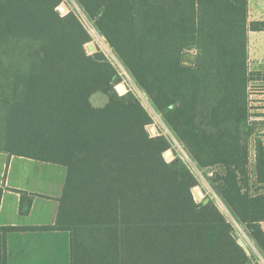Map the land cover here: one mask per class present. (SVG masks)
<instances>
[{"label":"trees","instance_id":"1","mask_svg":"<svg viewBox=\"0 0 264 264\" xmlns=\"http://www.w3.org/2000/svg\"><path fill=\"white\" fill-rule=\"evenodd\" d=\"M63 1L0 0V152L66 168L55 224L0 227V264L8 235L25 231L67 232L71 264H251L218 204L196 201L189 163L166 161L171 142L149 135L144 104L118 93L116 65L87 52L91 33L59 12ZM76 1L195 167L217 169L211 187L264 255V116L250 100L264 74L249 69V32L264 25L249 22V1ZM19 193L28 215L36 195Z\"/></svg>","mask_w":264,"mask_h":264},{"label":"crops","instance_id":"2","mask_svg":"<svg viewBox=\"0 0 264 264\" xmlns=\"http://www.w3.org/2000/svg\"><path fill=\"white\" fill-rule=\"evenodd\" d=\"M248 1L249 22L264 25V0ZM249 69L264 74V29L249 32ZM252 86L263 88L256 93V97L259 105L257 111L264 116V80L254 81L250 88ZM43 164L0 152V227H43L55 224L58 199L62 196L66 176L52 179L50 171L41 168ZM20 191L36 195L28 215L20 214ZM260 226L264 231V222ZM7 245L8 264H71L70 236L67 232H15L8 235Z\"/></svg>","mask_w":264,"mask_h":264},{"label":"rangeland","instance_id":"3","mask_svg":"<svg viewBox=\"0 0 264 264\" xmlns=\"http://www.w3.org/2000/svg\"><path fill=\"white\" fill-rule=\"evenodd\" d=\"M62 4H66L68 6L70 12H74L80 18V20L83 22V24L86 26V28L91 33V36H92V41L91 42H94L96 44L97 50L99 49L100 51H102L105 54H107L109 56L110 60H112V62L119 69V71H120V73H121V75L123 77V82L120 83V84H124L126 90L123 93H119V92L118 93L120 95H125V94H127L129 92L134 94L144 104V106L146 107L148 112L153 117L154 123H153V125L151 127L148 128L149 135L152 136V137L159 136V135H164L170 140L171 148L169 150H171L173 152L174 158L180 157L183 160L185 159L189 163L191 168H193L194 172L196 173L197 177L200 180L199 187L202 188V190L205 193V196L212 197L213 201H215L218 204V206L223 211V213L234 224L235 230H236V233H235L236 238L239 239L241 237H244L251 244V246L253 248V252H254V254L252 256H250L251 264H264V255H262L259 252V250L254 246V244L252 243L248 232L241 225H239L235 221V219L232 217V215L230 214V212L228 211L226 206L223 204V202L220 200V198L218 197V195L216 194L214 189L211 187V185H210V183H209V181H208V179L206 177V176L211 175L215 171H217V169L216 168L207 169L204 173L199 172V170L196 169L195 165L192 164V162L188 159V157H186V156H188L187 153H186V150L175 139L173 133L170 131L169 127L167 126V124L164 121V119L161 116V114H159L153 108V106L149 102L146 94L140 89V87L137 85V83L132 78V76L127 72V70L123 67V65L118 61V59L116 58V56L112 52V50H111L109 44L107 43V41L97 31V29L95 28L93 22H91V20L85 14V12L81 8V6L77 3V1L76 0H64ZM76 5H78L80 7L81 12L78 11ZM62 15H64V14H62ZM93 29H94L96 35L100 38V39L98 38L99 40L95 37V35L93 33ZM85 48H86L87 52L90 54V52H89V50L87 48V45L85 46ZM195 59H196V53L194 51H187V52H185L184 57H183V64L185 66H189V67L193 66L194 62H195ZM126 74L129 76L130 80L127 78ZM118 85H117V87H118ZM117 87H116V89H117ZM262 89H263L262 87H257V86H252L250 88V95H252L251 107H252V112L254 114H261L262 113L260 111H257V108H258L259 105H257L258 99L256 97L258 95L256 93L258 91H262ZM106 101L107 100L105 98H95V99H93V103L96 106H103L106 103ZM42 166L43 167H41V168L45 169L46 171H50V177L52 179H56V178H59L61 176L63 178V177L66 176V168L64 166H62V165L45 163Z\"/></svg>","mask_w":264,"mask_h":264},{"label":"water","instance_id":"4","mask_svg":"<svg viewBox=\"0 0 264 264\" xmlns=\"http://www.w3.org/2000/svg\"><path fill=\"white\" fill-rule=\"evenodd\" d=\"M58 9L64 15H67L68 13H70V10L66 4H61ZM87 48H88L90 54H95L98 51L96 44L94 42L88 43ZM117 90L119 93H123V92H125L126 88H125L124 84H119L117 87ZM154 137H156V136H154ZM186 157H188V156H186ZM165 159L167 162H171L175 159L174 154L171 150H169L165 153ZM193 194H194L196 201L199 203H203L204 205L210 203L213 200L212 197L205 196L204 191L199 186H197L193 189ZM238 244L243 248V250L246 252L247 256L250 257L254 254L251 244L244 237H241L238 239Z\"/></svg>","mask_w":264,"mask_h":264},{"label":"built area","instance_id":"5","mask_svg":"<svg viewBox=\"0 0 264 264\" xmlns=\"http://www.w3.org/2000/svg\"><path fill=\"white\" fill-rule=\"evenodd\" d=\"M188 159L190 160V158L188 157ZM191 161V160H190ZM193 164V163H192ZM197 169V168H196ZM201 172V171H199ZM214 173H212L211 175H209L208 177H212Z\"/></svg>","mask_w":264,"mask_h":264}]
</instances>
